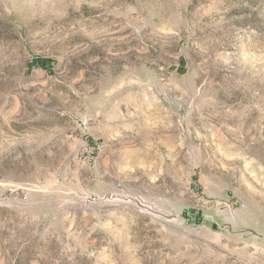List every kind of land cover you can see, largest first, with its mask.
<instances>
[{"label":"rangeland","instance_id":"rangeland-1","mask_svg":"<svg viewBox=\"0 0 264 264\" xmlns=\"http://www.w3.org/2000/svg\"><path fill=\"white\" fill-rule=\"evenodd\" d=\"M0 264H264V0H0Z\"/></svg>","mask_w":264,"mask_h":264}]
</instances>
